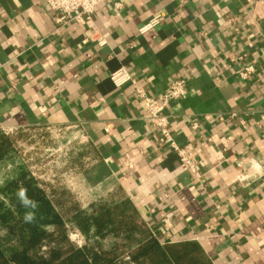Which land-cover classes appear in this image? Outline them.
Here are the masks:
<instances>
[{
  "label": "crops",
  "instance_id": "crops-1",
  "mask_svg": "<svg viewBox=\"0 0 264 264\" xmlns=\"http://www.w3.org/2000/svg\"><path fill=\"white\" fill-rule=\"evenodd\" d=\"M117 1L59 28L42 0H0V128H72L91 147L77 176L94 201L119 193L161 244L197 242L210 264H264V0ZM95 27L108 45L89 39ZM121 66L151 95L186 80L165 113L197 174L131 84L110 80Z\"/></svg>",
  "mask_w": 264,
  "mask_h": 264
},
{
  "label": "trees",
  "instance_id": "trees-1",
  "mask_svg": "<svg viewBox=\"0 0 264 264\" xmlns=\"http://www.w3.org/2000/svg\"><path fill=\"white\" fill-rule=\"evenodd\" d=\"M25 129L15 128L16 137L0 129V164L13 162ZM78 148L72 162L82 169L91 147L80 143ZM0 193V226L19 245L9 253L0 243V264H210L197 242L161 244L138 224L129 201L101 200L83 209L65 196L66 189L51 186L25 164L16 166ZM70 226L87 241L107 233L123 236L107 249L80 246L70 239Z\"/></svg>",
  "mask_w": 264,
  "mask_h": 264
},
{
  "label": "rangeland",
  "instance_id": "rangeland-1",
  "mask_svg": "<svg viewBox=\"0 0 264 264\" xmlns=\"http://www.w3.org/2000/svg\"><path fill=\"white\" fill-rule=\"evenodd\" d=\"M71 131L72 128L55 129L40 127L25 129L22 138L16 142L18 151L13 158V162L0 164V188L13 175L17 165L25 164L35 176L51 186L66 189L67 194L65 196L72 202L79 204L83 209H87L92 203H97L101 200L126 201L122 195L116 192H110L101 199L96 198L98 199L97 201L92 199L93 197L83 185L82 180L77 176L80 167H73L72 162L73 151L79 152L78 145L80 146V143L83 144L86 141H84L80 133ZM14 133L15 131H12L9 134H13L16 137L17 135ZM137 222L138 224L143 223V220L138 215ZM69 228L70 239L82 246L89 244L107 249L123 236L122 234L117 236L114 233H107L102 237H94L87 241L79 230L72 226ZM136 234L134 233L133 235L135 239L138 235ZM0 243L9 253L19 247L16 240L1 226ZM122 249L126 250V247Z\"/></svg>",
  "mask_w": 264,
  "mask_h": 264
},
{
  "label": "built area",
  "instance_id": "built-area-1",
  "mask_svg": "<svg viewBox=\"0 0 264 264\" xmlns=\"http://www.w3.org/2000/svg\"><path fill=\"white\" fill-rule=\"evenodd\" d=\"M51 8L54 12V20L58 26L64 27L72 23H84L86 21H92L94 14L102 4L110 1L113 2L114 9H120L122 3L117 0H42ZM165 20V15L157 11L143 26L139 28L140 34H145L149 30L161 25ZM58 28V29H59ZM92 41H95L100 46H106L109 44V36L106 33L101 32L97 27L95 31L89 37ZM243 59V56L240 57ZM255 64L250 63L248 65L241 66L237 70L239 78L243 81H249L252 74L255 72ZM110 80L117 88H121L126 84H131L133 92L137 98H139L145 109L146 119L149 120L154 127H156L161 135L163 143L175 152L182 164L188 167L193 174L198 173V168L193 159V150L190 147H184L178 144L175 139L171 126L175 122L176 118L172 115H167L165 110L170 106L172 102L185 98L188 94L186 86V80L175 77L171 80L170 85L166 92L160 95H151L149 92L139 84L134 78L131 72L126 66H121L117 70L109 74ZM235 116V113L231 114ZM220 119H223L222 117ZM194 128L197 124L194 123ZM6 133L12 132L15 128H0ZM86 141V139H84ZM241 167V164H239ZM239 179L247 180L248 176L239 170ZM79 236V234H77ZM82 246V245H80Z\"/></svg>",
  "mask_w": 264,
  "mask_h": 264
},
{
  "label": "clouds",
  "instance_id": "clouds-1",
  "mask_svg": "<svg viewBox=\"0 0 264 264\" xmlns=\"http://www.w3.org/2000/svg\"><path fill=\"white\" fill-rule=\"evenodd\" d=\"M21 195H23V192L21 193ZM28 218L30 219L31 217L29 216Z\"/></svg>",
  "mask_w": 264,
  "mask_h": 264
}]
</instances>
